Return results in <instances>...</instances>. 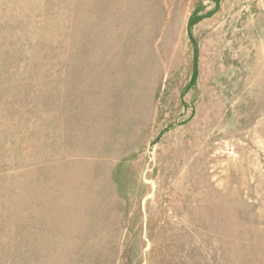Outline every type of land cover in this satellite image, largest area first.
Masks as SVG:
<instances>
[{
    "label": "rangeland",
    "instance_id": "rangeland-1",
    "mask_svg": "<svg viewBox=\"0 0 264 264\" xmlns=\"http://www.w3.org/2000/svg\"><path fill=\"white\" fill-rule=\"evenodd\" d=\"M0 264H264V0H0Z\"/></svg>",
    "mask_w": 264,
    "mask_h": 264
},
{
    "label": "bare ground",
    "instance_id": "bare-ground-1",
    "mask_svg": "<svg viewBox=\"0 0 264 264\" xmlns=\"http://www.w3.org/2000/svg\"><path fill=\"white\" fill-rule=\"evenodd\" d=\"M162 175H163V174H162ZM184 177H185V176H184ZM194 177H195V176H194ZM194 177H193V178H194ZM193 178H192V179H193ZM185 180H186V179H185ZM196 186H197V185H196ZM186 187H187V186H186ZM188 192H189V191H188ZM211 195H213V194H211ZM211 198H212V197H211ZM73 200H74V199H73ZM72 206H75V203H74V205H72ZM76 206H77V205H76ZM74 208H75V207H74ZM72 211H73V210H72ZM74 221H75V220H74Z\"/></svg>",
    "mask_w": 264,
    "mask_h": 264
}]
</instances>
